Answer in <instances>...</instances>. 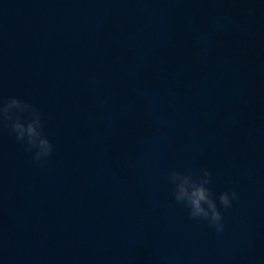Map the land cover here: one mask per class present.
<instances>
[{
	"label": "water",
	"instance_id": "obj_1",
	"mask_svg": "<svg viewBox=\"0 0 264 264\" xmlns=\"http://www.w3.org/2000/svg\"><path fill=\"white\" fill-rule=\"evenodd\" d=\"M13 97L53 151L0 119V264H264V0H0ZM202 169L222 232L173 195Z\"/></svg>",
	"mask_w": 264,
	"mask_h": 264
},
{
	"label": "clouds",
	"instance_id": "obj_2",
	"mask_svg": "<svg viewBox=\"0 0 264 264\" xmlns=\"http://www.w3.org/2000/svg\"><path fill=\"white\" fill-rule=\"evenodd\" d=\"M24 112H28L30 116L27 122L21 119ZM0 119L8 122V127L15 134L16 140L25 144L26 151L31 152L35 149L33 158L37 163H41L52 154L53 145L43 135L41 113L33 106L13 97L0 106ZM211 176L212 173L208 169H202L195 178L191 171L187 173L171 171L168 179L174 185L173 195L176 202L185 204L189 209L190 218L205 219L217 232H222L223 216L208 187ZM236 198L235 191L222 192L219 195V202L227 209Z\"/></svg>",
	"mask_w": 264,
	"mask_h": 264
}]
</instances>
